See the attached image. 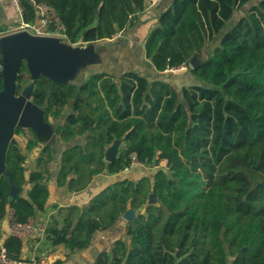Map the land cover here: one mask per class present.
Instances as JSON below:
<instances>
[{
	"label": "trees",
	"instance_id": "1",
	"mask_svg": "<svg viewBox=\"0 0 264 264\" xmlns=\"http://www.w3.org/2000/svg\"><path fill=\"white\" fill-rule=\"evenodd\" d=\"M46 1L72 44L113 38L135 26L149 4ZM22 5L24 20L33 22L35 9L27 0ZM144 52L158 74L187 65L203 84L177 91L164 79L133 70L94 73L75 84L33 77L22 62L17 95L34 84L33 103L56 123L57 138L73 143L61 154L56 185L83 191L98 175L130 170L133 153L146 167H139L137 180L121 177L83 206L65 207L48 224V238L69 254L85 250L96 232L114 228L132 208L139 212L125 225L129 244L118 239L112 259L102 252L95 264H264V0H172L159 12ZM196 53L207 58L192 68ZM15 132L27 138L26 151L39 152L28 171L27 153L18 142L9 143L0 176V220L12 209L24 222L49 201L55 156L50 142L31 129ZM116 141L123 145L107 169L106 151ZM161 161L167 167L149 172L147 166ZM4 245L20 260V239L11 235Z\"/></svg>",
	"mask_w": 264,
	"mask_h": 264
},
{
	"label": "crops",
	"instance_id": "2",
	"mask_svg": "<svg viewBox=\"0 0 264 264\" xmlns=\"http://www.w3.org/2000/svg\"><path fill=\"white\" fill-rule=\"evenodd\" d=\"M171 2L172 0H160L154 6L148 4L144 11L138 15L135 26L120 31L113 38L96 42L78 41L72 44L68 42L66 38L59 37L53 33V30L46 27L38 15H36L35 20L30 22L33 26V30L28 33L35 37L48 39L49 43H52L58 49L51 48L48 51L39 49L29 62L30 72L36 74V72L41 71L49 74L53 78H64L67 82L75 84L83 83L94 73L107 72L118 76L126 71L121 73V70H114V65H117V67H121V65L118 64V62L114 63V54L110 53L106 46L110 41L114 42L112 44H115L116 40L114 39H117L121 35L119 40H122L121 43L125 44V47L132 43L139 44L141 53L143 54V57L146 58L144 52L146 38L154 28L159 12L166 9ZM22 22H24V16L22 13L16 9L10 1L0 0V27L5 28L6 30H14L17 29ZM106 58L108 59L110 66L106 63ZM150 66L152 67L151 63ZM154 74H157V72ZM51 123L56 127V123L52 121ZM0 126V176L5 167L3 162L4 155L6 154L8 144L12 141L18 142L23 151L27 153L26 164L28 171L32 170L39 150L36 149L31 152L26 151L27 138L23 135L16 134V124L14 125V121L7 123L4 118L2 119V117H0ZM79 140L80 138L75 141ZM50 144L54 148L55 156L50 166L51 193L44 210L39 211L35 217L40 220H46L47 226L53 217H58L62 214L65 207L70 205L83 206L105 186L117 179L119 180L121 177H129L137 180L142 174L139 167H145L144 165L134 166L130 170L123 172V174L108 175L105 173L98 175L87 189L80 192H70L66 187H59L56 185V175L63 150L73 143H62L55 135V140L50 141ZM119 145H123V143H120ZM29 188L30 185L28 184L25 190L21 193L25 195ZM12 212L13 210L9 209L4 219L0 220V242L3 244L5 243V240L11 236L8 224L9 216ZM124 221L125 220L122 217L121 222L114 228L108 231L96 232L89 248L73 254H69L64 245L53 244L48 238L47 233L43 237H31L26 240H21L23 245L20 253V260H29L31 256H36L42 264H95L102 252H107L109 260H111V250L118 239L127 244L130 242L129 236L125 233V225H123Z\"/></svg>",
	"mask_w": 264,
	"mask_h": 264
},
{
	"label": "water",
	"instance_id": "3",
	"mask_svg": "<svg viewBox=\"0 0 264 264\" xmlns=\"http://www.w3.org/2000/svg\"><path fill=\"white\" fill-rule=\"evenodd\" d=\"M5 32L6 29L0 27V33L3 34ZM51 48L58 49L52 43H49L48 39L35 37L26 31L3 34V36L0 37V62L3 64V69L0 71V77H2L4 84L2 91H0V117H2V119L4 118L7 123L14 121L16 127L31 129L40 141L46 143L55 140L56 127H54L51 122L45 120L44 109L33 103L32 92L34 84H30L24 88L21 94L17 95L16 79L23 61H26L29 69V62L39 49L48 51ZM202 54L204 53H196L191 58L190 66L192 68H196L206 60L201 61L200 56ZM39 74L47 75L51 79L57 81L67 82L64 78H53L49 74L41 71L36 72V74L31 73L33 77ZM119 144L120 141H116L106 151L107 169L109 168V163H111L118 154ZM5 159L6 154L3 159L4 164ZM5 170L6 165L3 172ZM10 175L11 174L8 172L7 176L10 177ZM17 192L18 189L13 187L12 194L16 195ZM154 201L155 198L151 194L149 202L151 203ZM138 212V210L129 208L122 216L125 220L123 225H126L127 222L135 219Z\"/></svg>",
	"mask_w": 264,
	"mask_h": 264
},
{
	"label": "built area",
	"instance_id": "4",
	"mask_svg": "<svg viewBox=\"0 0 264 264\" xmlns=\"http://www.w3.org/2000/svg\"><path fill=\"white\" fill-rule=\"evenodd\" d=\"M10 1L16 9H18L22 15H23V0H8ZM29 4L35 9L38 17L41 19L42 23L52 29L53 33H55L59 37L66 38L65 35V28L63 23L60 20V17L56 11V9L49 4L46 0H27ZM160 0H149V5L154 6L156 5ZM33 30V26L30 22H24L21 23L17 29L14 30H6L3 34H10L18 31H27L31 32ZM2 33H0V37L3 36ZM3 69V64L0 62V71ZM173 70H179V69H187V65H182L179 67L170 68ZM169 70V69H168ZM166 162V161H161ZM167 164V162L165 163ZM141 164L136 154H132V167L134 166H140ZM162 165V164H161ZM159 167V166H158ZM129 168H126L125 171H128ZM9 230L12 236L20 239V240H26L31 237H43L46 235V229H47V221L46 220H40L37 218H29L24 222L17 221L14 218V213L12 212L9 216ZM0 264H42L41 261L37 259L36 256H31L29 260H16L13 259L6 248V246L0 242Z\"/></svg>",
	"mask_w": 264,
	"mask_h": 264
},
{
	"label": "rangeland",
	"instance_id": "5",
	"mask_svg": "<svg viewBox=\"0 0 264 264\" xmlns=\"http://www.w3.org/2000/svg\"><path fill=\"white\" fill-rule=\"evenodd\" d=\"M239 15L240 14H238V16ZM119 38H121V35L117 39H114V40H116L115 44H112L114 42L107 41V42H109V44L106 46V48H108L109 52L114 54L113 55V57L115 59L114 63L118 62V64L121 65V67H117V65H114V70H121V73L123 71H127V70L137 71L138 73L147 77L150 80L159 77L161 79H164V80L170 82V84H172L176 88L177 91H180V89L183 85H190V84H197V83L203 84L199 78L193 76L190 73V70H186V69H179V70L169 69L166 72H164L163 74H158V73L154 74L157 71L155 70V68L153 70L152 64H151L152 67L150 66V63H151L150 60L143 57V54L141 53L140 45L132 43V44H129V46L127 45L125 47L124 46L125 44L121 43L122 40H119ZM217 43H218V39L216 38L215 41L212 43V45H216ZM206 58H207L206 53H204L200 56L201 61L205 60ZM106 63L109 64V66H110L108 59L106 60ZM195 81H196V83H195ZM121 147H122V145H119V148H121ZM165 163L166 162H162V163L160 162V164L158 165L159 167L158 166H153V167L147 166V168L149 170H151L149 172L156 171L157 168L167 167V164H165ZM144 169H146V168L144 167ZM145 172H148V171L145 170ZM230 262H231V259H230Z\"/></svg>",
	"mask_w": 264,
	"mask_h": 264
}]
</instances>
